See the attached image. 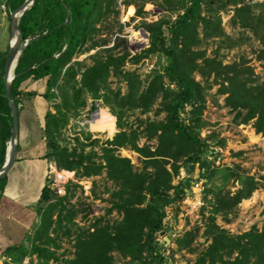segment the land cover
Wrapping results in <instances>:
<instances>
[{
  "label": "trees",
  "instance_id": "1",
  "mask_svg": "<svg viewBox=\"0 0 264 264\" xmlns=\"http://www.w3.org/2000/svg\"><path fill=\"white\" fill-rule=\"evenodd\" d=\"M163 1L158 7L169 18L142 23L149 34L147 50L129 58L126 51L112 53L117 47L114 44L109 50L92 55L91 67H83L82 62L74 59L106 45L94 38L100 32L98 26L110 14H117L116 0H35L20 20L22 40L33 35L37 38L30 41L14 70L11 92L17 107L24 81L47 78L44 96L54 100L58 96L62 102V107L57 106L54 113L46 115L45 136L50 150L47 157L59 168L76 171L78 175L97 177L105 173L116 188L108 200L111 207L107 213L116 210L120 216L112 223L99 222L94 232L88 233L74 224L79 211L69 205V198H58L48 185L42 193V220L31 249L22 253L9 248L11 262L7 264H22L28 253L36 255L39 264H163L156 239L164 228L166 209L188 195L193 179H185L178 185L173 182L182 168L193 174L196 167L200 169V177L207 181L201 214L209 245L195 264H264V224L261 229L254 227L249 232L232 235L216 223L217 215L227 220L243 200L264 189V177L258 173L250 176L239 165L234 169L215 167L205 155L217 135L201 137L202 129L208 126L203 118L206 92L215 85L219 86L217 93L225 96V107L235 113L234 123L252 122L255 132L264 135V80H259L248 59L241 57L225 65L219 57L208 56L200 49L203 41L212 39L222 38L219 48L230 50L256 41L260 47L254 51L256 59L264 63V1L254 4L245 0ZM216 4L220 9L233 7L232 22L242 29V37L232 39L224 32L216 15L218 9H213ZM66 8L70 17L64 26ZM180 11L183 14L171 19V13ZM247 31L251 36H244ZM104 52L108 53L103 55ZM159 55L166 58V63L160 70L153 69L146 83L136 71L126 69L128 63L136 65L144 58ZM4 66L5 56H0V168L5 162L12 129L3 84ZM196 75L201 81L196 80ZM111 77L125 83V94L111 89ZM84 97L102 100L116 117L119 132L101 145L100 140H91L87 132H82L83 141L75 136L72 148L62 146L58 137L68 123L69 113L77 114L86 106ZM153 110L155 116L164 114V117L139 120L138 128L126 122V113L130 111L147 115ZM141 139L145 140L142 145ZM224 143L222 139L215 144ZM87 147L91 151L86 154ZM96 147L100 153L94 150ZM120 149L136 153L141 167L137 169L131 159L116 154ZM5 179L0 180V188ZM231 180L240 186L234 193L225 191ZM205 211L209 216H205ZM195 234L188 231L177 238V251L195 252L192 246ZM74 235V243L70 240L72 250H64L62 239ZM66 251L71 257H65Z\"/></svg>",
  "mask_w": 264,
  "mask_h": 264
},
{
  "label": "rangeland",
  "instance_id": "2",
  "mask_svg": "<svg viewBox=\"0 0 264 264\" xmlns=\"http://www.w3.org/2000/svg\"><path fill=\"white\" fill-rule=\"evenodd\" d=\"M143 0H131L129 2L125 1L127 3H132L135 8L134 10L130 8L127 16H123L124 18H121L122 14L119 5H118V11L116 10L117 14H110L109 18H107L99 27L100 32L98 35L95 36L94 40L105 43L106 45L101 48H97L96 50L90 51L87 54H83L82 56H78L76 58L77 61L83 63V67H91L93 65V59L91 58L92 55H95L96 52L100 51H107L109 48L114 46V44L117 45L115 49H113L112 53L114 54H122L125 51L127 52V41L124 37L131 36L135 34V31L140 29L142 27V20L138 23H135V14L137 11L142 8L140 4ZM264 1V0H263ZM262 1V2H263ZM163 0H152V4L155 6L161 5ZM250 2L252 3V0H245V3ZM140 4V5H139ZM151 6V5H150ZM207 10L208 7L204 4V10ZM213 9H218V12L216 13L217 17L221 19V25L224 29V32L232 39H236L238 37H242V29L234 25L232 22L230 16V12H233V7H227L224 9H220V5L216 4ZM134 12V13H133ZM208 11H205V13ZM134 14V15H133ZM215 15V16H216ZM220 15V16H219ZM162 18H169L168 15L160 16L158 20ZM173 17H171L172 19ZM233 18V17H232ZM154 21V22H157ZM153 22V23H154ZM124 23V25H123ZM245 31V30H244ZM200 32V38L202 37L201 29L199 28ZM244 36H251L249 32H244ZM220 39H212L207 42L203 41L201 45V50H205L207 52L208 56H217L219 59L223 61L225 65L231 64L233 62L239 61L240 58H245L249 60V65L253 67L256 76L259 77V80H264V63L262 61H258L256 59L255 52L258 50L259 44L258 42L254 41L252 43L248 42L247 44L242 45L241 47H235L233 49H226L222 48L220 49L222 45L220 44ZM87 45H90L88 43ZM108 52H104L103 55L107 54ZM166 63V58H162V56H156L154 59H142L138 64L134 65L132 63H128L126 66L127 70L130 71H136L140 76L141 79L146 83L148 80V76L152 72L153 69H162L164 64ZM153 67V68H152ZM110 87L113 91H121L122 94L126 93V85L123 81H121L119 78L111 77L110 79ZM196 80L201 81L200 77L196 75ZM211 81H209V84ZM203 84V83H202ZM219 89L218 85L211 86V88L207 89L206 92V108L204 111L203 118L206 122H208L207 127L215 126V131L218 133L217 138H214L216 142H220L223 138L220 136V131L223 130V128L226 126L230 132H232L236 127H234L232 124L234 123V115L235 113L232 112H221L222 105H224V97L217 93ZM86 101V106L82 109L78 110V113L75 114L74 112L69 113V120L65 128L62 129L60 136L58 137L59 143L64 146L67 145L68 147L72 148L74 146V140L75 136H78L80 140L83 141L82 132H87L91 140L98 139L100 140V145L104 143L107 140H111L115 134L119 132L116 124V117L112 114L110 108L104 104L102 100L95 101L91 99L90 97H84ZM56 105L52 107L53 111H56L57 106L62 107V102L60 97H56L54 100ZM223 103V104H221ZM157 108L155 106L154 110ZM216 110L218 117L225 118L229 124L227 125H217L215 123H212L210 119V114H213V110ZM154 110L150 112L147 115H141L139 111H130L126 113L128 116L126 118V122H128L129 126H133L134 128H138L139 120H144L147 117L151 119H158L161 120L164 117V114H160L158 116H155ZM229 110V109H228ZM98 112L94 117L93 121L91 122V116ZM105 117H110L113 121V125L111 128L100 126L99 123L103 124L104 121L101 119ZM213 124V125H212ZM217 125V126H216ZM253 123L246 124V127H250L249 131H255L253 128ZM88 136V135H87ZM250 136V140L252 143L256 144H250L247 145L246 153H244V150H230V156L231 158H226L223 160V163H221L219 166H222L220 168H235L237 165H239L242 168V171L246 174L252 176L256 173L264 177V135L257 134L254 136L253 134H249V132L245 133V137L248 140V137ZM241 141V139H240ZM245 141V140H244ZM243 141V142H244ZM145 140H140V145L144 144ZM154 142H151L152 144ZM91 147H87L85 149V153H90ZM95 151L99 152V148H95ZM120 149L116 152V154L127 157L131 159L132 163L135 165L137 169H139L142 165L141 160L137 157V154H132V151ZM242 152V153H239ZM234 154H238L237 156H234ZM231 159L233 161H231ZM98 162L100 160H97ZM216 165V164H215ZM214 165V166H215ZM217 166V165H216ZM215 166V167H216ZM104 174V173H103ZM99 176V188L98 192L100 190H104L106 192L109 191V189L112 188V182L105 181L106 177ZM108 184V188H107ZM240 186L234 182L233 180L229 181V183L225 186V191L229 190L230 192L234 193ZM111 193L109 195L110 199ZM209 197H212V195H209ZM108 198L106 200H109ZM203 202L202 205L193 203L191 200L188 202H180L179 204H173L170 209L171 218L169 221H167V224H171V226L177 230H180V228L183 226L184 231H195V240L193 242V248L195 252H188V251H177V246L174 245L170 247L168 256L173 258L174 264H195L199 254L207 248L209 245V241L207 240L205 234H204V217L201 214ZM111 206H109L108 210ZM118 217L120 216L116 210H114ZM113 212V211H112ZM111 212V213H112ZM180 215L183 216L180 217ZM205 216H209L207 211H205ZM119 220V219H118ZM116 221V220H115ZM216 223L217 225L221 226L223 229H225L229 234L232 235H240L246 232H249L252 228L256 227L258 229H261L264 224V189H259L253 192L252 196L248 199L243 200L237 207L236 210L231 214V216L227 217V220L221 216H216ZM181 229V231L183 230ZM180 231V232H181ZM183 234V233H182ZM159 237V236H158ZM64 250H70L69 243L64 244ZM172 251V253L170 252ZM65 257H71L70 254H68V251H66ZM62 254V253H61ZM117 260H120V258H117ZM37 262L32 264H39V260H36Z\"/></svg>",
  "mask_w": 264,
  "mask_h": 264
},
{
  "label": "crops",
  "instance_id": "3",
  "mask_svg": "<svg viewBox=\"0 0 264 264\" xmlns=\"http://www.w3.org/2000/svg\"><path fill=\"white\" fill-rule=\"evenodd\" d=\"M125 1L128 0H116V5L114 6V9L118 11L119 5V9L121 13H123L121 18L127 16L130 8L133 10L135 8L133 5H131L132 3H127ZM130 1L131 0H129V2ZM262 1L263 0H260V2ZM25 2L26 0H0V56L6 57L9 50L12 30L11 16ZM140 4H143L141 6L144 9H139V12H142L140 15L138 13L135 15L133 14L135 16V23H138L141 20L143 22L146 14H148L146 13L147 10L149 11L150 5H153L152 0H143ZM247 4L251 3L248 2ZM2 5L6 6V11L2 10ZM230 17L232 19L233 12H230L229 18ZM33 36H36L37 38V35ZM78 56L76 58H78ZM76 58L74 59L75 61H77ZM46 92L47 78L38 80L29 78L24 81L20 87V95L18 96L19 131L17 138V158L13 169L5 177L6 179L3 181V186L0 188V264H7L11 262V257L7 252L9 248L16 252L23 253L25 250L26 252H29L34 242V235L41 224V197L43 190L51 184L50 167L56 164L55 161H52L47 157L50 150L47 146L45 136L46 115L48 112L54 113L52 107L54 106L55 101L54 99H47L44 96ZM212 110L213 114L209 113V115L214 125L215 123L220 126L229 124L225 118L218 117L216 110ZM221 112L228 113L230 111L225 107V105H222ZM232 125L236 127V129H234L232 132H230L226 126L222 131H220L225 137L223 138L225 143L222 147L228 149V151L231 149H234V151L244 150V153H246L245 150H247V145L256 143L251 142L250 136H247L248 140L244 138L245 133L249 132L250 135L253 134L256 136V132H251V130L249 131L251 128L246 127L244 124L236 125L233 123ZM214 134L217 135L218 133L216 132ZM132 154L135 155L136 153L132 152ZM225 157L231 158L230 152H225ZM231 161L233 160L231 159ZM70 172L76 173V171ZM198 174H200L199 167H196L193 174H189L185 169L182 168L180 170V175L174 180L173 184L178 185L180 182L189 178L194 180ZM76 176L88 178L87 176L81 174L78 175L77 173ZM102 176L105 177L106 174L104 173ZM92 178L99 182V176ZM112 185L114 186L113 183ZM72 187L73 191L70 192V200H73V197H75L77 193L76 186L72 185ZM180 202L182 201H178L177 204L180 205ZM71 203H74L75 207L79 211L77 214L78 217L79 214H81L82 202L81 200H78L77 202ZM172 205L166 209V217L164 219L163 225H165V223H167V221H169L171 218L170 209ZM180 217L183 218L182 215H180ZM182 228L183 226L180 228V230ZM166 230L168 231L169 227H167ZM183 231L184 228L182 232ZM188 231L183 232V234ZM53 235L51 236L53 237ZM70 240L71 238H63V245L65 243H69L71 248ZM36 260V255L28 253L25 255L22 264H32V262H37Z\"/></svg>",
  "mask_w": 264,
  "mask_h": 264
},
{
  "label": "built area",
  "instance_id": "4",
  "mask_svg": "<svg viewBox=\"0 0 264 264\" xmlns=\"http://www.w3.org/2000/svg\"><path fill=\"white\" fill-rule=\"evenodd\" d=\"M249 1V0H247ZM260 2V0H252V3ZM250 3V2H249ZM3 11H6V6H1ZM166 12L159 8L158 6L151 5L148 11V15L145 17L144 22L153 23L157 21L160 16L165 15ZM179 14H183V12L171 13L172 19L175 20ZM124 25V23H123ZM127 41V52L129 53V58H132L136 55H140L142 52L147 50L150 47L149 43V34L143 29L140 28L135 31L134 35L124 37ZM153 68V67H152ZM95 114L91 116V122L93 121V117ZM216 133L214 127H206L201 131V137L207 138ZM221 138L224 137L222 133H220ZM214 143H209V147L206 151L205 158L207 161L212 162L216 167L223 163L225 160V152H230L228 149L223 148L222 146H218ZM229 156V154H228ZM50 175H51V184L50 188L54 190L55 194L58 198L70 197V192L73 191L72 185L76 186L77 193L76 196L73 197V200L69 199V205H74L71 202H77L81 200V214L74 220V224L77 228L82 229L88 233H93L96 229V226L100 222L109 221L110 223L118 220L119 217L115 211L108 214V208L110 206L109 199L110 193L115 190V187L112 185V188L109 189L108 192L103 189L99 191V193H95L99 184L92 177H77L75 172L66 171L60 169L54 164L50 167ZM107 181V179H105ZM207 181L205 178H201L200 174L192 181L191 190L188 192V195L182 200L183 202H188L191 200L193 203H197L202 205V198L204 196V191L206 188ZM75 189V190H76ZM98 192V191H97ZM76 208V207H75ZM77 209V208H76ZM163 230L158 233L156 242L158 243V249L164 258L163 264H174L173 258L169 257V249L171 246L175 244V240L181 237L183 232L181 230H177L173 228L170 224L165 223L163 225ZM169 227L167 231L166 228ZM181 231V232H180ZM75 235L71 237V243H74ZM63 248L64 245L62 244ZM72 250V248H70ZM62 252V251H58ZM172 253V251L170 250ZM50 264H54L50 262Z\"/></svg>",
  "mask_w": 264,
  "mask_h": 264
},
{
  "label": "water",
  "instance_id": "5",
  "mask_svg": "<svg viewBox=\"0 0 264 264\" xmlns=\"http://www.w3.org/2000/svg\"><path fill=\"white\" fill-rule=\"evenodd\" d=\"M35 0H26V2L11 16L12 22V30H11V38H10V46L8 53L5 57V66H4V75H3V84L5 95L11 110V118H12V129H11V137L8 143L6 158L3 166L0 168V180L4 179L9 172L13 169L16 158H17V138L19 131V112L18 107L16 105L15 100L13 99L11 92V84L14 80V70L17 66L18 60L21 54L26 50L30 41L36 38V36L29 37L27 40H22V34L19 29V22L24 16V14L30 10ZM66 21L64 22V26H66L69 22V11L66 8ZM11 40H14L11 43ZM98 112L95 113V115Z\"/></svg>",
  "mask_w": 264,
  "mask_h": 264
},
{
  "label": "bare ground",
  "instance_id": "6",
  "mask_svg": "<svg viewBox=\"0 0 264 264\" xmlns=\"http://www.w3.org/2000/svg\"><path fill=\"white\" fill-rule=\"evenodd\" d=\"M11 41H12V43L14 42V40H11ZM101 120L104 121V122H103V124L99 123L100 126L107 127V128H111L112 127L113 121H112V119L110 117H105L104 116V118H102Z\"/></svg>",
  "mask_w": 264,
  "mask_h": 264
}]
</instances>
